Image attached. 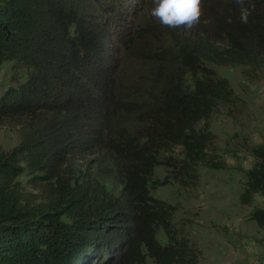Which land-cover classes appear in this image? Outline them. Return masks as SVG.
Instances as JSON below:
<instances>
[{
  "label": "trees",
  "instance_id": "1",
  "mask_svg": "<svg viewBox=\"0 0 264 264\" xmlns=\"http://www.w3.org/2000/svg\"><path fill=\"white\" fill-rule=\"evenodd\" d=\"M131 5L0 0V67L27 71L0 96V126L21 136L0 151V264H196L150 191L207 166L206 123L234 99L211 65L264 71V0H202L191 29H132ZM250 153L247 206L264 200V145ZM249 219L264 229V208Z\"/></svg>",
  "mask_w": 264,
  "mask_h": 264
},
{
  "label": "rangeland",
  "instance_id": "2",
  "mask_svg": "<svg viewBox=\"0 0 264 264\" xmlns=\"http://www.w3.org/2000/svg\"><path fill=\"white\" fill-rule=\"evenodd\" d=\"M130 7L134 17L130 14L125 24L132 29L147 18L157 19L151 14L154 0H132ZM113 39L118 40L117 36ZM11 65L3 63L0 67V96L18 79V83L26 79L25 69L19 73ZM211 67L219 78L228 81L234 99L222 104L206 123L213 135L207 147V166L199 167L192 180L173 181L150 193L172 207L175 238L195 254L196 264H264V229L249 219L253 208H264V200L254 195L251 206L240 203L245 172L255 162L250 150L264 145V71L248 65ZM20 139L17 130L0 126V151H11ZM179 155L176 151L174 157ZM167 171L158 166L152 180L162 181ZM28 178L24 174L16 182L32 190ZM156 238L161 245L167 244L162 229ZM147 264L153 263L148 260Z\"/></svg>",
  "mask_w": 264,
  "mask_h": 264
},
{
  "label": "clouds",
  "instance_id": "3",
  "mask_svg": "<svg viewBox=\"0 0 264 264\" xmlns=\"http://www.w3.org/2000/svg\"><path fill=\"white\" fill-rule=\"evenodd\" d=\"M202 0H154L151 14L167 27L191 29L199 23Z\"/></svg>",
  "mask_w": 264,
  "mask_h": 264
}]
</instances>
